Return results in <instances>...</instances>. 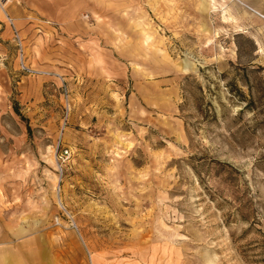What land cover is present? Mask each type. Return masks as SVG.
<instances>
[{
  "label": "rangeland",
  "instance_id": "obj_1",
  "mask_svg": "<svg viewBox=\"0 0 264 264\" xmlns=\"http://www.w3.org/2000/svg\"><path fill=\"white\" fill-rule=\"evenodd\" d=\"M244 2L264 5L0 6L4 264H264V24ZM15 28L27 65L62 75L69 103L60 80L21 69ZM238 68L258 70L243 113L226 88L248 91ZM196 81L216 118L198 111Z\"/></svg>",
  "mask_w": 264,
  "mask_h": 264
},
{
  "label": "trees",
  "instance_id": "obj_2",
  "mask_svg": "<svg viewBox=\"0 0 264 264\" xmlns=\"http://www.w3.org/2000/svg\"><path fill=\"white\" fill-rule=\"evenodd\" d=\"M238 69L239 70L244 69V75H243L244 77H242L243 78L242 80L244 81V85L247 87L248 91L246 92L242 87L239 86L237 78H235L232 81H229L226 85V88L228 94L230 95L229 97L232 101L244 104V107L240 111V113H243L245 109H252L257 107L258 100L254 96L253 86L251 84L250 77L254 75L258 70L256 69L249 70L248 68H238ZM222 76L225 77L226 74H222ZM255 79L258 80V83L262 88L261 90H264L263 79L261 78L257 79L256 77ZM196 82H197V89L199 90V94H200L196 97L198 111L207 120H210V118H216L217 114L215 111L210 113L209 109L203 107V100L205 98V93H206L205 87H203V85L199 83V81ZM15 110L18 113V115L24 118L17 107H15Z\"/></svg>",
  "mask_w": 264,
  "mask_h": 264
},
{
  "label": "built area",
  "instance_id": "obj_3",
  "mask_svg": "<svg viewBox=\"0 0 264 264\" xmlns=\"http://www.w3.org/2000/svg\"><path fill=\"white\" fill-rule=\"evenodd\" d=\"M8 1L9 0H0V6L6 4ZM4 10H5V15H6L7 19L9 20L10 24L13 25V27H15L14 21L10 17L6 8H4ZM15 41H16V44L19 47L20 52H21V59H20L21 69L30 75H47V76H52V77L60 80L62 82V85H63L64 98H65L66 102L69 103V96L70 95H69L68 86L65 83L66 82L65 78L57 72L35 69V68H32L29 65H27V63L25 62V59H24V54H23V40H22L19 32L16 30V28H15ZM68 116H69V108H67L66 119L68 118ZM69 156H70V150L69 149L62 150L60 152V154L58 155V161L64 162L66 160V158H68ZM60 172H61V174L63 172L62 163L60 164Z\"/></svg>",
  "mask_w": 264,
  "mask_h": 264
},
{
  "label": "crops",
  "instance_id": "obj_4",
  "mask_svg": "<svg viewBox=\"0 0 264 264\" xmlns=\"http://www.w3.org/2000/svg\"><path fill=\"white\" fill-rule=\"evenodd\" d=\"M243 8L246 10V12H248L252 17H255L256 20H259L261 23L264 24V17L261 16L258 12L263 13L264 14V5L263 6H259L257 4H249L247 2L243 3ZM6 254H2L0 253V262H2L4 264V262L6 261Z\"/></svg>",
  "mask_w": 264,
  "mask_h": 264
},
{
  "label": "bare ground",
  "instance_id": "obj_5",
  "mask_svg": "<svg viewBox=\"0 0 264 264\" xmlns=\"http://www.w3.org/2000/svg\"><path fill=\"white\" fill-rule=\"evenodd\" d=\"M5 5V4H4ZM3 6V5H2ZM185 64V63H184Z\"/></svg>",
  "mask_w": 264,
  "mask_h": 264
}]
</instances>
